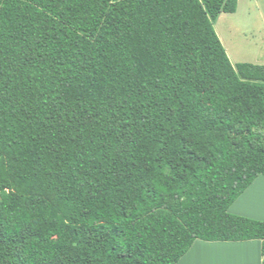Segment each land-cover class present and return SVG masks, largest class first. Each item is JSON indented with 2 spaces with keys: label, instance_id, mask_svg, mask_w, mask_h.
Wrapping results in <instances>:
<instances>
[{
  "label": "trees",
  "instance_id": "16d2710c",
  "mask_svg": "<svg viewBox=\"0 0 264 264\" xmlns=\"http://www.w3.org/2000/svg\"><path fill=\"white\" fill-rule=\"evenodd\" d=\"M237 5L0 0V264L264 259V221L230 213L264 178V64L213 28Z\"/></svg>",
  "mask_w": 264,
  "mask_h": 264
},
{
  "label": "rangeland",
  "instance_id": "374dc122",
  "mask_svg": "<svg viewBox=\"0 0 264 264\" xmlns=\"http://www.w3.org/2000/svg\"><path fill=\"white\" fill-rule=\"evenodd\" d=\"M213 28L233 65L264 64V0H238L236 12L219 14ZM230 213L264 221V178L246 190ZM258 243L197 241L179 264H260Z\"/></svg>",
  "mask_w": 264,
  "mask_h": 264
},
{
  "label": "crops",
  "instance_id": "0c3cea01",
  "mask_svg": "<svg viewBox=\"0 0 264 264\" xmlns=\"http://www.w3.org/2000/svg\"><path fill=\"white\" fill-rule=\"evenodd\" d=\"M239 207H240V205L237 207V209H239ZM258 246H259V249H260V244L259 243H258ZM262 260H264V259H261V257H260V263H261Z\"/></svg>",
  "mask_w": 264,
  "mask_h": 264
},
{
  "label": "clouds",
  "instance_id": "9594fccd",
  "mask_svg": "<svg viewBox=\"0 0 264 264\" xmlns=\"http://www.w3.org/2000/svg\"><path fill=\"white\" fill-rule=\"evenodd\" d=\"M258 179H259V178H258ZM258 179H257V180H258Z\"/></svg>",
  "mask_w": 264,
  "mask_h": 264
}]
</instances>
